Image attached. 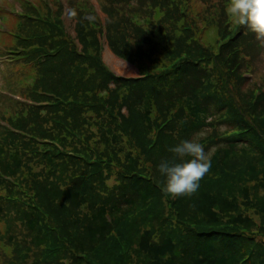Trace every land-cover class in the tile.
<instances>
[{
  "label": "trees",
  "instance_id": "obj_1",
  "mask_svg": "<svg viewBox=\"0 0 264 264\" xmlns=\"http://www.w3.org/2000/svg\"><path fill=\"white\" fill-rule=\"evenodd\" d=\"M97 1L104 22L68 0L75 36L60 0L17 24L26 51L0 87V264H264V37L226 0ZM103 32L139 77L102 62ZM192 139L212 167L173 197L158 166Z\"/></svg>",
  "mask_w": 264,
  "mask_h": 264
},
{
  "label": "clouds",
  "instance_id": "obj_2",
  "mask_svg": "<svg viewBox=\"0 0 264 264\" xmlns=\"http://www.w3.org/2000/svg\"><path fill=\"white\" fill-rule=\"evenodd\" d=\"M225 14L233 23L264 37V0H226ZM178 161L162 162L158 170L165 190L173 197L196 192L212 167V160L199 140H183L171 149Z\"/></svg>",
  "mask_w": 264,
  "mask_h": 264
},
{
  "label": "rangeland",
  "instance_id": "obj_3",
  "mask_svg": "<svg viewBox=\"0 0 264 264\" xmlns=\"http://www.w3.org/2000/svg\"><path fill=\"white\" fill-rule=\"evenodd\" d=\"M8 1L11 4H8L7 0H0L1 11H3V10L9 11V8H11V9L12 8H16L18 10L20 9L19 4L17 2H15L13 0H8ZM90 1L95 6L97 5V2L95 0H90ZM192 1H193V5L195 4V8L194 9L197 12H200V9L202 10L201 4H200V0H192ZM5 4H7V5H5ZM97 9H98V6H97ZM8 15H10V14H8ZM10 16H12V15H10ZM10 16L7 17V21L9 23V27L12 28V24H13V18L12 17L13 16L12 17H10ZM100 16H101L102 19H104V15L100 14ZM139 18L142 19L143 15H139ZM0 24H2L1 20H0ZM73 25H74V23L71 24V21L66 20V26L70 27L69 31H70L71 34H73L72 33V26ZM207 30L204 32V36H205L204 37V41L207 42V43H212L213 40H215V31L213 29H211V30L208 31L209 32L208 33ZM207 34H208V38L211 40V42H208V40H206ZM1 38L5 42H7L8 39H9L6 36L5 37L2 36ZM105 44H106L105 45L106 47H104V52L102 53L103 54L102 57H103L104 61H106V58H107L109 60L110 65H111L112 64L111 59L114 58L115 61L120 64L118 67H115L117 71L123 72L125 75H130V76L131 75H137V73H135V70L133 68H131L130 66L126 65V63L118 60L116 57H114V55H111V54L107 53L109 51L107 49V47H108L107 42H105ZM109 52H111V51H109ZM106 53H107V56L105 57ZM257 60H259V62L256 63L259 69H257V71H256V76H260L261 74H264V44H263L262 53H261L260 57ZM129 65H131V64H129ZM18 71H19V67L18 66H3V65H0V87H9L8 85H10V84H8L6 82V80H8L9 78H6V77H9L11 73L17 74ZM5 104H6L5 100L2 97H0V109H4L5 108ZM123 112L126 113V110L123 109Z\"/></svg>",
  "mask_w": 264,
  "mask_h": 264
},
{
  "label": "bare ground",
  "instance_id": "obj_4",
  "mask_svg": "<svg viewBox=\"0 0 264 264\" xmlns=\"http://www.w3.org/2000/svg\"><path fill=\"white\" fill-rule=\"evenodd\" d=\"M107 53H109V54H111V52H107ZM107 53L105 54V57L107 56ZM112 55V54H111ZM115 57V56H114ZM117 58V57H116ZM118 60H120V61H122V62H124V63H126V65H128V66H130L131 68H133L131 65H129V62H127V61H123V60H121V59H119V58H117ZM106 61H107V63H108V65L110 66V68L113 70V71H115L116 73H118V74H123V75H125L123 72H119V71H117L116 70V68L115 67H118L120 64L119 63H117L116 61H115V59L114 58H112L111 59V62H112V64L110 65V63H109V60L106 58ZM134 69V68H133ZM135 70V69H134ZM126 76H130V75H126Z\"/></svg>",
  "mask_w": 264,
  "mask_h": 264
}]
</instances>
